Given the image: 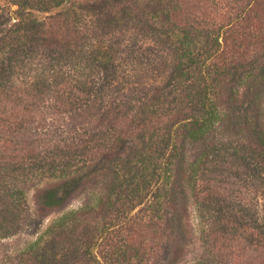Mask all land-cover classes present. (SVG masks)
<instances>
[{"label":"trees","instance_id":"1","mask_svg":"<svg viewBox=\"0 0 264 264\" xmlns=\"http://www.w3.org/2000/svg\"><path fill=\"white\" fill-rule=\"evenodd\" d=\"M123 45L168 78L52 145ZM258 195L264 0H0V239L58 214L4 264H264Z\"/></svg>","mask_w":264,"mask_h":264},{"label":"rangeland","instance_id":"2","mask_svg":"<svg viewBox=\"0 0 264 264\" xmlns=\"http://www.w3.org/2000/svg\"><path fill=\"white\" fill-rule=\"evenodd\" d=\"M83 15L80 13L79 17ZM129 33V32H128ZM130 34V33H129ZM126 40V39H125ZM137 47H127L123 45L119 48L121 55L118 58L119 63L116 64L112 69L108 70L101 76L102 85L97 95L92 99L94 106L91 109H86L79 113V117H83L82 122L71 121L72 118L67 119L69 133H57L55 139L52 141V145L63 148L64 144L62 139H74L81 136L82 133H76L87 128L88 125L96 123V120L100 118L101 110L106 104L114 97L119 96L122 92L131 89L152 87L161 85L167 78L169 71L168 69L155 65L145 61L142 51H138ZM142 54V55H141ZM144 54V55H143ZM65 123V121H64ZM46 131L50 132L51 127L45 126ZM62 138V139H61ZM69 139V140H70ZM74 141H76L74 139ZM35 189L27 192L28 204L31 211L34 213L33 195ZM251 201H254V207L259 210L260 214H264V196H254ZM82 204V199L73 200L65 210L77 209ZM58 217V214H51L46 218L38 219L35 218L34 214L30 222L15 236L0 239V264H4L10 258L22 250L29 242H32L46 227L47 225ZM192 224L195 225L194 213L192 212ZM161 258L165 255V247L161 243ZM209 259V255L201 245L198 235L193 232V244L185 254V256L178 262V264H193L197 261H203Z\"/></svg>","mask_w":264,"mask_h":264}]
</instances>
